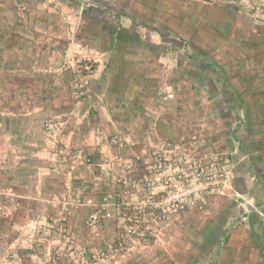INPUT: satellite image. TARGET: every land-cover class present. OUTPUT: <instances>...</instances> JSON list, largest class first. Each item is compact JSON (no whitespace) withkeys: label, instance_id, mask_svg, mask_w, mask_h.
Returning <instances> with one entry per match:
<instances>
[{"label":"crops","instance_id":"obj_1","mask_svg":"<svg viewBox=\"0 0 264 264\" xmlns=\"http://www.w3.org/2000/svg\"><path fill=\"white\" fill-rule=\"evenodd\" d=\"M17 1L0 0V188L10 193L0 217V264H46L54 250L67 254L72 245L66 264H88L86 251L112 241L120 228L105 159L121 148L109 139L134 144L123 148L131 154L152 149L166 129L180 136L179 109L196 105V89L210 91L206 102L228 105L229 118L245 125L249 140L258 137L257 147L225 149L232 156L227 189L176 224L172 241L148 247L151 263L143 253L114 264H264V20L251 17L242 0H56L81 17L71 43L66 18L56 9L46 13V0L29 3L24 21ZM67 47L96 64L79 100H70L53 74L38 90V59ZM161 91H173L177 101L165 108L156 98ZM49 123L60 148L81 151L80 162L48 150ZM122 154L133 163L132 176L141 175L139 162ZM239 195L251 198L257 213H246ZM67 196L82 202L63 234L58 202ZM99 207L107 218L92 233L85 220Z\"/></svg>","mask_w":264,"mask_h":264},{"label":"rangeland","instance_id":"obj_2","mask_svg":"<svg viewBox=\"0 0 264 264\" xmlns=\"http://www.w3.org/2000/svg\"><path fill=\"white\" fill-rule=\"evenodd\" d=\"M43 1L44 0H19L15 5L16 10L24 21L28 13V4L31 2L37 4ZM242 1L245 3L246 12L250 14L251 17L257 20H264V5L261 0ZM46 2L47 4L44 8L46 13L56 9L58 11L52 12L59 16L63 15L66 18L69 40L71 43L74 42L77 38L81 22V17L79 13L76 12L78 11L76 7L62 9L61 5L57 4L56 0H46ZM42 35H44V33H42ZM45 43L48 42H38L37 44L39 47L41 46L44 48ZM59 44L60 43H56L55 45ZM36 64L38 66L36 80L40 82L38 84V90H40L41 93L44 92L45 83L41 82H44V78L47 74H53L55 78L59 77V81L61 76V81H65V87L70 100H79L86 96L96 66L91 58L84 57L78 51L69 49L68 47L64 49L61 56L52 59L41 58L38 59ZM48 88L53 90V87L51 89L48 86L47 89ZM56 92L58 93L57 98H60V92L56 90L53 93L55 94ZM161 92L162 93L156 95V98H158L159 102L161 101V105L165 106V108L169 107V104H174L177 101V98L173 95V91ZM191 92H193L194 97H198V99L196 105L193 104L190 108L182 105L179 109L181 113L180 128L183 129L180 136L170 137L168 135L169 133H167L168 129H166V135L161 140L154 141L152 149L144 150L143 152H136L134 149H131L133 150L131 154L130 149L123 148H127L129 145L134 144L113 137L109 139V142L121 148L115 149V151L105 159L107 165H112V173H109V176L112 180L114 189L113 205L118 213L119 225L121 228H119L112 243L117 240L116 236L120 234V231L123 230V225L126 223L123 216L126 208L130 205L138 206V202L142 199L140 198L142 197V193L145 194L143 205L147 201L151 202L153 200L162 203L169 194L176 193L184 196L186 193H191V191L196 200L193 203H190V201L189 205L185 206L179 213H170L167 211V215L162 219L161 223L157 224L151 221L149 222L148 220L146 221L145 219H139L144 222V227L143 225L138 226L137 222H135V224L132 222L131 228L135 230V232L132 233L131 238L128 239L127 247L118 254H112L110 260L105 261L101 259L93 260L92 255L96 253L99 247H104L106 243L94 245L90 251H86L89 257L88 264H114L124 257H129L132 254L141 256L143 253L146 254H144V259H147L146 263H151L155 258L152 255L154 250L148 247H156V244L172 241L174 230L178 235V227L175 226L176 224H185L186 220L182 221V219H185L187 217L186 215L190 213H202L213 195L227 189L232 156H230L225 149H234L237 147H239V149H256L257 145L255 142L259 140L258 137H254L253 141L249 140L248 130L245 129V125L243 123L240 125L229 118L228 105L224 104V106L220 103L212 105L206 102V100L208 101L209 90L196 89ZM168 93L169 95H167ZM219 96L217 92L216 97L218 100L220 98ZM172 109L173 108L166 109V111H169L167 115L172 113ZM177 110L178 108L175 107V113L178 112ZM167 125L166 122L165 127H170ZM47 128L51 132L47 142L48 150L54 155L61 156L64 159H73V163H75V161L80 162L77 161V159H82V157H80L81 151L72 152L70 150H64L57 145L58 136L55 132V124L49 123ZM234 128L236 129L235 131L238 132L237 136L242 132L244 136L239 138L236 137V132L231 133ZM224 136H227V139H224ZM124 150L129 151L130 156L135 161L139 162V165L143 169L141 175L139 174L137 177L132 176L130 168L133 163L123 156L122 153ZM221 166H223L228 176L223 184L211 188L214 184L209 183L213 181V179L209 177V171L213 167L218 169ZM9 196V191L0 188V217L3 215L2 210H5L3 203ZM199 196L200 198H198ZM237 197H239L240 202L242 201L241 204H243L242 207L246 213H252L254 211L257 213L258 207L254 205L251 198L246 195H239ZM80 202L82 201L68 196L62 197L59 200L58 203L60 207L57 212V217L59 218V222H61L60 227L63 228L61 231L63 234H66L65 229H69L70 215L74 214L75 211L81 207L79 204ZM123 207H125V209ZM88 217L89 216H87L85 220V226L89 228L92 233L98 232L103 221L91 226L87 224ZM147 226L151 227L146 228ZM170 227H172V229H170ZM148 230H151V232H147ZM188 232L190 235L194 234V232L192 233L190 230H188ZM68 245L66 244L67 247ZM75 247L77 246L72 245V247L68 249L67 254L64 249H56L54 250L53 258L48 256L45 259L46 261H43H45L46 264H62V261L63 264H66V256L72 253ZM76 251L80 256L85 254V251L79 247L76 248ZM9 257L18 261L17 253H9ZM11 258H9V260Z\"/></svg>","mask_w":264,"mask_h":264},{"label":"built area","instance_id":"obj_3","mask_svg":"<svg viewBox=\"0 0 264 264\" xmlns=\"http://www.w3.org/2000/svg\"><path fill=\"white\" fill-rule=\"evenodd\" d=\"M209 175H210L209 176L210 179H213V181H210L209 183L214 184L212 185L211 188L223 184L224 180L228 176L227 172L224 171L223 166H221L218 169L213 167L209 171ZM144 197L145 194L142 193V197H140L142 198L141 199L142 201L140 200L138 202L139 203L138 206L130 205L129 207L126 208V211L123 214L126 223L123 225V230H121L120 234L117 235V240L114 243H110L108 248L100 247L98 250H96V253L92 255L93 260L101 259L108 261L110 260V256L112 254L113 255L118 254L125 247H127L128 239H130L132 236L131 234L135 232V230L131 228L132 222L134 224L135 222H137L138 226L144 224V222L140 221L139 219H145L146 221L148 220L149 222L151 221L157 224L161 223L162 219L167 215V211H169L170 213H179L180 211H182V209L185 206L189 205L190 201H191L190 203H193L196 200V198L193 196L192 191L191 193H186V195L184 196H181L180 194H176V193L169 194L164 199V201H162V203L161 202L158 203L153 200L151 202L147 201L143 205L142 203L145 200ZM198 198H200V196ZM102 217L103 215L100 211H94L89 215L87 219V224L91 226L96 225L97 223L100 222V218ZM150 227L151 226H147L146 228H150ZM147 232H151V230H148Z\"/></svg>","mask_w":264,"mask_h":264},{"label":"trees","instance_id":"obj_4","mask_svg":"<svg viewBox=\"0 0 264 264\" xmlns=\"http://www.w3.org/2000/svg\"><path fill=\"white\" fill-rule=\"evenodd\" d=\"M124 208V207H123ZM94 211H100L101 213H102V215H103V217L102 218H100V222H102V221H104L107 217V215H106V210L105 209H102L101 207H99V208H97V209H94L93 211H91L87 216H89L92 212H94ZM116 238H117V236H116ZM110 243H112V241H110V242H108V243H106L105 244V246H104V248H108L109 247V244ZM100 248V247H99Z\"/></svg>","mask_w":264,"mask_h":264}]
</instances>
